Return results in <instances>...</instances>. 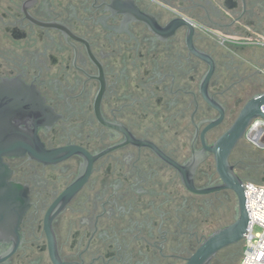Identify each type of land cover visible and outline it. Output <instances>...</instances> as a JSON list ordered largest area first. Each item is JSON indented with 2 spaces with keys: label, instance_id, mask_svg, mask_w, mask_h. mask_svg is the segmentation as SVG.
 I'll use <instances>...</instances> for the list:
<instances>
[{
  "label": "flooded vegetation",
  "instance_id": "flooded-vegetation-1",
  "mask_svg": "<svg viewBox=\"0 0 264 264\" xmlns=\"http://www.w3.org/2000/svg\"><path fill=\"white\" fill-rule=\"evenodd\" d=\"M3 79L65 151L4 157L27 209L0 264H187L239 213L214 146L264 94V0H0ZM254 134L229 155L243 180Z\"/></svg>",
  "mask_w": 264,
  "mask_h": 264
},
{
  "label": "water",
  "instance_id": "water-1",
  "mask_svg": "<svg viewBox=\"0 0 264 264\" xmlns=\"http://www.w3.org/2000/svg\"><path fill=\"white\" fill-rule=\"evenodd\" d=\"M38 97V92L22 80L0 81V225L8 221L18 227L27 209L26 200L21 196V184L11 179L13 171L4 157L28 153L31 157L41 159L40 152L53 156L65 151H45L44 144L36 134L39 124H24L40 120ZM263 105L264 94L250 100L237 121L214 146L217 167L223 180L221 187L231 188L236 192L239 213L232 223L210 234L187 264H211L219 251L243 241L248 233L251 218L246 205L245 181L234 171L229 155L244 136L247 127L259 117L264 119Z\"/></svg>",
  "mask_w": 264,
  "mask_h": 264
},
{
  "label": "built area",
  "instance_id": "built-area-1",
  "mask_svg": "<svg viewBox=\"0 0 264 264\" xmlns=\"http://www.w3.org/2000/svg\"><path fill=\"white\" fill-rule=\"evenodd\" d=\"M264 112V105L262 106ZM252 129L255 130L254 137L264 133V119L257 118L252 122ZM246 205L250 216L248 233L244 239L243 256L239 264H264V181L256 183L245 182ZM256 226L261 232L254 233Z\"/></svg>",
  "mask_w": 264,
  "mask_h": 264
},
{
  "label": "rangeland",
  "instance_id": "rangeland-1",
  "mask_svg": "<svg viewBox=\"0 0 264 264\" xmlns=\"http://www.w3.org/2000/svg\"><path fill=\"white\" fill-rule=\"evenodd\" d=\"M249 142L256 148V150H259V152H257L259 157H257V155H253L252 157L248 158V160L246 159V163L249 165H247L248 166V168H247L248 175H246L244 177V181H252V182L259 183L264 178V173L262 172V170L264 171V169L261 170L259 168V166L263 167L264 165L258 166V164L264 163V137L259 142L254 141L252 138H249ZM257 169H258V171H257ZM258 232H261V228L259 226H256L254 229V233H258ZM241 243L244 246V240L241 241ZM230 252H231L230 249L224 250L223 253L220 254V256L218 258V262L221 260V258H223L225 256L226 257L229 256ZM228 262L230 264V262H232V260H230Z\"/></svg>",
  "mask_w": 264,
  "mask_h": 264
},
{
  "label": "trees",
  "instance_id": "trees-1",
  "mask_svg": "<svg viewBox=\"0 0 264 264\" xmlns=\"http://www.w3.org/2000/svg\"><path fill=\"white\" fill-rule=\"evenodd\" d=\"M262 164H264V163H262ZM261 167L259 166V168L261 170L264 169V166L262 168ZM257 171H258V169H257ZM262 172H263V170H262ZM262 181H260V182H262ZM244 247H245V244L243 246L241 242H238L236 244H233L231 246H228V247L222 249L221 252L219 253V256H220V254L223 253L224 250L230 249L231 252H230L229 256H227V257L225 256V257L221 258V260L219 262L217 261L216 264H227V263L229 264L228 261H230V260H232V262H230V264H239L241 259H242V256H243Z\"/></svg>",
  "mask_w": 264,
  "mask_h": 264
},
{
  "label": "snow or ice",
  "instance_id": "snow-or-ice-1",
  "mask_svg": "<svg viewBox=\"0 0 264 264\" xmlns=\"http://www.w3.org/2000/svg\"><path fill=\"white\" fill-rule=\"evenodd\" d=\"M261 256H264V253H261Z\"/></svg>",
  "mask_w": 264,
  "mask_h": 264
}]
</instances>
